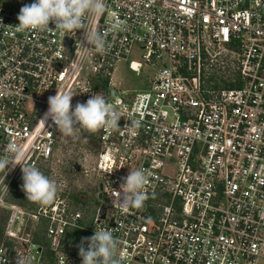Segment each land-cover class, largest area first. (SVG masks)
Returning <instances> with one entry per match:
<instances>
[{
	"label": "built area",
	"instance_id": "2783aa9c",
	"mask_svg": "<svg viewBox=\"0 0 264 264\" xmlns=\"http://www.w3.org/2000/svg\"><path fill=\"white\" fill-rule=\"evenodd\" d=\"M34 2L0 0V156L24 144L25 165L60 190L23 206L21 167L0 172V264H82L77 246L96 228L119 238L123 264H264V0H106L95 27L107 50L76 63L82 31L8 28ZM120 64L134 88L114 78ZM57 89L73 109L100 93L122 113L119 129L77 133L84 186L52 171L67 137L40 121ZM136 168L150 173L147 198L122 211L116 191Z\"/></svg>",
	"mask_w": 264,
	"mask_h": 264
},
{
	"label": "clouds",
	"instance_id": "9594fccd",
	"mask_svg": "<svg viewBox=\"0 0 264 264\" xmlns=\"http://www.w3.org/2000/svg\"><path fill=\"white\" fill-rule=\"evenodd\" d=\"M107 12L106 0H35L32 4H25L17 16L19 24L8 28L16 32L24 31H52L50 24L55 25V31L62 35L82 31L85 43L79 42L76 47L74 63L87 59L90 52L103 53L107 50V40L104 33L97 30L95 22L105 16ZM119 21L109 19L107 31L116 32L121 29ZM67 35H65L66 37ZM74 94L57 89L55 96L48 98V110L44 114V123L51 120L62 136L76 138L82 129L89 133H96L101 129H119L122 113L117 108L118 101H109L102 94H94L86 103H77L73 109ZM140 120L132 119L126 125L130 131L140 127ZM27 154L24 144L10 140L4 146V154L0 156V172L7 174L11 167L17 165L22 170V191L28 201L48 206L58 197L60 185L46 175L35 165H25ZM149 175L145 169H130L128 175L122 178L120 190L116 191L117 203L122 211L140 209L144 206L146 186ZM87 245V247H85ZM82 264H123L124 251L121 241L110 228H96L94 235L82 238L77 246ZM16 264H31L29 257H18Z\"/></svg>",
	"mask_w": 264,
	"mask_h": 264
},
{
	"label": "rangeland",
	"instance_id": "374dc122",
	"mask_svg": "<svg viewBox=\"0 0 264 264\" xmlns=\"http://www.w3.org/2000/svg\"><path fill=\"white\" fill-rule=\"evenodd\" d=\"M135 60L138 58L136 57V54L134 55ZM123 64H120L117 68L114 78L116 79H124L127 80V83L131 85L134 88L135 82H138L139 80L137 78H134L132 74L127 72V67L125 69L123 68ZM84 136L76 134V138H65L63 147L61 150V153L59 154L58 161L55 162V165H52V171L53 173L59 178V176H64L65 179L70 182L73 185L76 182L77 184H80L81 186L85 185V181L80 175H74L73 170L71 168L72 164L77 163L76 161L78 158L82 156V150L84 147H81V142L84 141ZM94 196L89 197V201H94ZM28 202V200H27Z\"/></svg>",
	"mask_w": 264,
	"mask_h": 264
},
{
	"label": "trees",
	"instance_id": "16d2710c",
	"mask_svg": "<svg viewBox=\"0 0 264 264\" xmlns=\"http://www.w3.org/2000/svg\"><path fill=\"white\" fill-rule=\"evenodd\" d=\"M13 200L17 204L26 206L27 198L25 196V193L22 191L21 185L19 182L16 183V195H15ZM75 235H77V234L75 233Z\"/></svg>",
	"mask_w": 264,
	"mask_h": 264
},
{
	"label": "water",
	"instance_id": "95a60500",
	"mask_svg": "<svg viewBox=\"0 0 264 264\" xmlns=\"http://www.w3.org/2000/svg\"><path fill=\"white\" fill-rule=\"evenodd\" d=\"M72 168L74 169V171L78 172L79 171V166L77 164H73ZM98 199L100 200V195L98 196ZM108 207L106 205H102L101 208H100V212H99V217L101 219L104 218V215H105V212H106V209Z\"/></svg>",
	"mask_w": 264,
	"mask_h": 264
}]
</instances>
